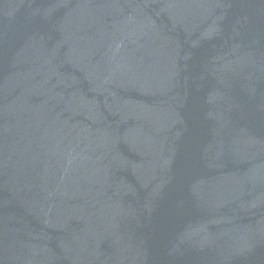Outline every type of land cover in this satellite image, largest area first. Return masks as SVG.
Instances as JSON below:
<instances>
[{"label":"water","instance_id":"water-1","mask_svg":"<svg viewBox=\"0 0 264 264\" xmlns=\"http://www.w3.org/2000/svg\"><path fill=\"white\" fill-rule=\"evenodd\" d=\"M0 264H264V0H0Z\"/></svg>","mask_w":264,"mask_h":264}]
</instances>
